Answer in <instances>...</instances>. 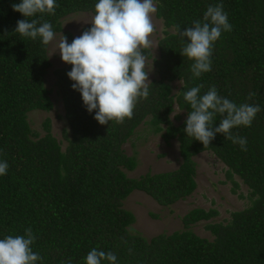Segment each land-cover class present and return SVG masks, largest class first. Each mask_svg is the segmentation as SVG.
<instances>
[{"label":"trees","instance_id":"obj_1","mask_svg":"<svg viewBox=\"0 0 264 264\" xmlns=\"http://www.w3.org/2000/svg\"><path fill=\"white\" fill-rule=\"evenodd\" d=\"M21 0H0V160L7 174L0 176V239L24 235L31 228L36 237L32 249L42 257L37 264H85L92 248L113 252L116 264H264V0H154L155 16L163 22L158 55L142 49L152 60L157 75L148 84L149 96L139 99L131 118L101 125L89 113L79 92L67 76L72 66L53 70L68 130L63 131L65 149L51 134L49 119L41 136L31 130L28 113L49 112L51 90L45 86L51 68L48 46L42 40L15 33L25 17L12 8ZM98 0H55L53 13L28 18L48 21L55 34L71 43L62 32V19L71 14H95ZM222 3L231 32L214 44L211 71L193 78L191 61L180 55L179 31L202 19L209 5ZM91 28L86 26L82 29ZM180 86L173 92L172 84ZM203 85L201 94L215 85L218 93L236 104L259 105L250 127L232 130L247 139V150L217 134L204 146L187 137L185 121L191 111L184 92ZM249 93H255L249 99ZM174 105L184 114L174 126ZM217 115L213 121L219 124ZM147 124L166 144L176 139L181 162L177 169L129 178L125 171L136 167L122 145L134 131ZM212 153L226 167L225 176L235 192L248 189L249 205L231 213L225 223H208L212 240L198 237L194 224L218 216L213 210L194 208L181 218L182 230L147 240L131 232L134 216L122 207L133 192L141 191L163 207L184 200L196 189V163L201 152ZM103 264H108L104 261Z\"/></svg>","mask_w":264,"mask_h":264},{"label":"clouds","instance_id":"obj_2","mask_svg":"<svg viewBox=\"0 0 264 264\" xmlns=\"http://www.w3.org/2000/svg\"><path fill=\"white\" fill-rule=\"evenodd\" d=\"M55 0H21L13 4L15 12L25 19L18 20L15 33L35 40L39 37L44 46L54 40L50 22L28 18L37 14L53 13ZM157 11L154 0H98L95 14L88 23L91 28L76 36L71 43L62 35L58 52L62 61L72 66L67 76L74 91L80 93L87 111L95 113L101 125L110 121L122 123L131 118L139 99L149 96L147 82L151 71H146L148 57L142 49L151 47L154 32L152 14ZM228 14L222 3L209 5L202 19L179 31L182 49L180 55L191 61L193 78L211 71L214 44L222 33L231 32ZM203 85L184 92V100L191 111L185 121L184 131L204 146L210 145L217 134L238 144L246 151L247 139L233 134L238 127H250L260 112L259 105L236 104L221 96L215 85L201 94ZM255 93H249V99ZM221 117L217 125L215 117ZM172 116V113H171ZM170 116V118H171ZM7 161L0 160V176L6 175ZM36 237L27 228L24 235H8L0 239V264H37L42 257L32 249ZM116 264V255L99 248H92L85 257V264ZM61 264H71V260Z\"/></svg>","mask_w":264,"mask_h":264},{"label":"rangeland","instance_id":"obj_3","mask_svg":"<svg viewBox=\"0 0 264 264\" xmlns=\"http://www.w3.org/2000/svg\"><path fill=\"white\" fill-rule=\"evenodd\" d=\"M155 4V3H154ZM91 13L71 14L62 19V32L70 33L73 39L81 35L84 27L92 18ZM154 32L150 37L152 44L149 50L152 57L158 55L157 43L163 37V22L157 19L155 13L152 14ZM62 38V33L55 34L54 40L48 46V56L51 62L46 78L45 86L51 90V101L53 107L49 112L34 110L28 113V123L31 130L41 136L44 134L42 123L49 119L51 134L60 143L64 150L67 142L63 137V131L68 130L64 119V109L60 97L56 94L54 86L53 70L64 67V63L58 52V43ZM146 71L149 73L150 82L157 78L152 60L148 59ZM150 82H147L149 84ZM180 83L172 84V91L176 92ZM171 116V115H170ZM184 119L182 111L174 105V110L170 120L174 126H178ZM122 150L127 156H135L136 167L132 171H125L127 177L138 178L146 173L155 174L177 169L181 159L178 151L176 139L170 140L166 144L160 134H152L150 127L143 123L133 133V135L122 145ZM196 163V189L184 200L177 201L171 206L163 207L157 204L152 198L141 191H133L123 202L122 207L132 213L134 222L130 229L133 233H138L141 237L149 240L160 234H171L182 230L181 218L194 208L205 210L213 209L218 216L207 221L199 222L191 227V230L198 237L212 240V236L205 230L208 223H225L229 220L231 213L241 211L249 205L248 189L234 176L238 183V189L233 192L230 181L226 179V167L219 159L210 152H201L193 157Z\"/></svg>","mask_w":264,"mask_h":264}]
</instances>
